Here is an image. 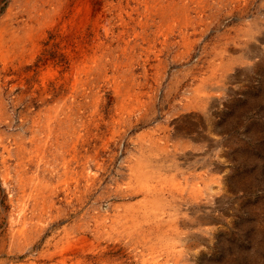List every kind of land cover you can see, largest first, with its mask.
I'll return each mask as SVG.
<instances>
[{"label": "rangeland", "instance_id": "obj_1", "mask_svg": "<svg viewBox=\"0 0 264 264\" xmlns=\"http://www.w3.org/2000/svg\"><path fill=\"white\" fill-rule=\"evenodd\" d=\"M62 257L264 264V0H0V264Z\"/></svg>", "mask_w": 264, "mask_h": 264}, {"label": "bare ground", "instance_id": "obj_2", "mask_svg": "<svg viewBox=\"0 0 264 264\" xmlns=\"http://www.w3.org/2000/svg\"><path fill=\"white\" fill-rule=\"evenodd\" d=\"M203 3H205V2H203ZM166 4V3H165ZM156 5V4H155ZM158 5V4H157ZM189 5V4H188ZM200 6V5H199ZM159 7H160V5H159ZM169 7V6H168ZM175 7V6H174ZM177 7V6H176ZM146 8V7H145ZM164 8V7H163ZM147 9V8H146ZM183 9V8H182ZM208 9V8H207ZM155 9H153V11H154ZM157 10V9H156ZM186 10V9H185ZM198 10V9H197ZM92 11H93V9H92ZM160 11V10H159ZM165 11V10H164ZM196 11V10H195ZM179 12V11H178ZM183 12V11H182ZM197 12V11H196ZM199 12H200V10H199ZM164 13V12H163ZM174 13V12H173ZM189 13H190V11H189ZM92 14V13H91ZM177 14V13H176ZM180 14V13H179ZM182 14V13H181ZM130 15V14H129ZM143 15V14H142ZM141 15V16H142ZM155 15V14H154ZM183 15V14H182ZM186 15V14H185ZM185 15H183V16H185ZM193 15V14H192ZM153 16V15H152ZM188 16V15H187ZM207 16H208V14H207ZM149 18V17H148ZM167 18V17H166ZM169 18H171V17H169ZM193 18H194V16H193ZM201 18V17H200ZM144 19V18H143ZM160 19V18H159ZM205 19H206V17H205ZM205 19H204V22H205ZM173 20V19H172ZM171 20V21H172ZM184 20H185V18H184ZM191 20V19H190ZM177 21V20H176ZM133 22V21H132ZM138 23H139V21H137ZM152 22V21H151ZM154 22V21H153ZM158 22H159V20H158ZM174 23H175V21H173ZM194 22V21H193ZM203 22V21H202ZM182 23H184V22H182ZM190 24V23H189ZM205 24V23H204ZM203 24V25H204ZM128 25V24H127ZM140 25V24H139ZM150 25V24H149ZM173 25V24H172ZM178 25V24H177ZM194 25H196V24H194ZM206 25V24H205ZM191 26V25H190ZM200 27V26H199ZM154 28V27H153ZM156 28V27H155ZM190 29V28H189ZM191 29H192V27H191ZM197 31V30H196ZM193 33H194V31H193ZM2 34V33H1ZM187 34V33H186ZM184 36H185V33H184ZM16 37V36H15ZM181 37V36H180ZM186 37V36H185ZM3 38V37H2ZM12 38H13V36H12ZM182 39V38H181ZM5 40V39H4ZM156 40V39H155ZM154 40V41H155ZM175 44V43H174ZM8 45V44H7ZM135 93V92H134ZM140 93V92H139ZM141 98V97H140ZM140 101V100H139ZM211 101V100H210ZM138 102V101H137ZM139 104H140V102H139ZM142 104V103H141ZM142 115V114H141ZM144 117V116H143ZM147 117V116H146ZM142 118V117H141ZM120 122V121H119ZM167 130H168V128H166ZM165 129V130H166ZM169 132V131H168ZM161 133H163V132H161ZM167 133V132H166ZM170 134V133H169ZM146 176V175H145ZM146 179V178H145ZM150 179V178H149ZM154 179V178H153ZM152 179V180H153ZM152 180H150V181H152ZM149 181V182H150ZM148 184V183H147ZM151 184H152V182H151ZM150 186V185H149ZM148 187V186H147ZM118 195V194H117ZM127 195V194H126ZM121 196V195H120ZM126 197V196H125ZM116 198H118V197H116ZM79 199V198H78ZM77 200V199H76ZM152 201V200H151ZM160 202V201H159ZM82 204V203H81ZM161 204V203H160ZM125 206V205H124ZM150 206V205H149ZM154 206H155V204H154ZM153 206V207H154ZM160 206V205H159ZM127 208V207H126ZM124 209V208H123ZM132 209V208H131ZM125 210V209H124ZM178 210V209H177ZM128 211V210H127ZM139 211V210H138ZM153 211V210H152ZM135 212V211H134ZM133 212V213H134ZM107 213V212H106ZM120 213V212H119ZM150 213V212H149ZM156 213V212H155ZM171 213V212H170ZM76 214V213H75ZM92 214V213H91ZM123 214V213H122ZM137 214V213H136ZM138 214H140V213H138ZM145 214V213H144ZM154 215V214H153ZM157 215V214H156ZM162 215V214H161ZM171 215V214H170ZM180 215V214H179ZM179 215H177V216H179ZM92 216V215H91ZM107 216V215H106ZM120 216V215H119ZM133 216V215H132ZM108 217V216H107ZM116 217H117V215H116ZM124 217V216H123ZM130 217V216H129ZM156 217V216H155ZM158 217V216H157ZM160 217V216H159ZM172 217V216H171ZM111 218V217H110ZM85 219V218H84ZM98 219V218H97ZM121 219V218H120ZM133 219V218H132ZM135 219V218H134ZM156 219V218H155ZM154 219V220H155ZM163 219V218H162ZM81 220V219H80ZM137 220V219H136ZM78 221V220H77ZM76 221V222H77ZM92 221V220H91ZM102 221V220H101ZM114 221V220H113ZM124 221V220H123ZM139 221H142V220H140L139 219ZM139 221H137V222H139ZM162 221V220H161ZM105 222V221H104ZM106 222H108V221H106ZM105 222V223H106ZM145 222V221H144ZM73 223V222H72ZM83 223H84V221H83ZM141 223V222H140ZM155 223V222H154ZM54 224V223H53ZM98 224V223H97ZM111 224V223H110ZM113 224V223H112ZM143 224V223H142ZM149 224V223H148ZM187 224V223H186ZM73 225H75V224H73ZM89 225V224H88ZM96 225V224H95ZM132 225V224H131ZM138 225V224H137ZM134 226V225H133ZM184 226V225H183ZM101 227V226H100ZM114 227V226H113ZM159 227V226H158ZM57 228V227H56ZM74 228V227H73ZM111 228V227H110ZM125 228V227H124ZM184 228V227H183ZM186 228H187V226H186ZM192 228V227H191ZM72 229V228H71ZM95 229V228H94ZM99 229V228H98ZM113 229V228H112ZM115 229V228H114ZM121 230V229H120ZM140 230H142V229H140ZM175 230V229H174ZM203 230V229H202ZM201 230V231H202ZM65 231V230H64ZM73 231V230H72ZM109 231H110V229H109ZM112 231V230H111ZM119 231V230H118ZM124 231H125V229H124ZM130 231V230H129ZM133 231H135V230H133ZM59 232V231H58ZM92 232V231H91ZM103 232V231H102ZM114 232V231H113ZM136 232V231H135ZM175 232H176V230H175ZM143 233V232H142ZM73 234V233H72ZM92 234V233H91ZM147 234V233H146ZM179 234V233H178ZM189 234V233H188ZM196 234V233H195ZM204 234V233H203ZM206 234V233H205ZM93 235V234H92ZM108 235V234H107ZM127 235V234H126ZM182 235V234H181ZM73 236V235H72ZM71 236V237H72ZM97 236V235H96ZM100 236V235H99ZM137 236V235H136ZM163 236H164V234H163ZM180 236V235H179ZM200 236H202V235H200ZM95 237V236H94ZM146 237V236H145ZM176 237V236H175ZM72 239V238H71ZM104 239V238H103ZM114 240H116V238H113ZM119 239V238H118ZM121 239V238H120ZM144 239V238H143ZM128 240V239H127ZM166 240V239H165ZM100 241V240H99ZM124 241V240H123ZM163 241H164V239H163ZM178 241V240H177ZM181 241V240H180ZM194 241V240H193ZM54 242V241H53ZM104 242V241H103ZM65 243V242H64ZM109 243V242H108ZM111 243V242H110ZM113 243V242H112ZM128 243V242H127ZM138 243V242H137ZM143 243V242H142ZM156 243V242H155ZM178 243V242H177ZM54 244H55V242H54ZM72 244V243H71ZM90 244V243H89ZM93 244V243H92ZM131 244V243H130ZM152 244V243H151ZM166 244H167V242H166ZM67 245H68V243H67ZM97 245V244H96ZM95 245V246H96ZM126 245V244H125ZM134 245V244H133ZM138 245V244H137ZM86 246V245H85ZM90 247H91V245H89ZM132 246V245H131ZM135 246V245H134ZM189 246V245H188ZM199 246V245H198ZM142 247V246H141ZM149 247V246H148ZM166 247V246H165ZM121 248H122V246H121ZM124 248V247H123ZM144 248V247H143ZM152 248H154V247H152ZM174 249H175V247H173ZM186 248V247H185ZM193 248V247H192ZM196 248V247H195ZM194 248V249H195ZM199 248V247H198ZM88 249V248H87ZM166 249H168V248H166ZM81 250V249H80ZM103 250V249H102ZM110 250V249H109ZM112 250V249H111ZM118 250V249H117ZM152 250V249H151ZM164 250V249H163ZM173 250V249H172ZM171 250V251H172ZM186 250V249H185ZM56 251V250H55ZM61 251H62V249H61ZM64 251V250H63ZM156 251H158V250H156ZM184 251V250H183ZM126 252V251H125ZM135 252V251H134ZM142 252H143V249H142ZM149 252V251H148ZM176 252V251H175ZM193 252V251H192ZM83 253V252H82ZM152 253V252H151ZM158 253V252H157ZM184 253V252H183ZM191 253V252H190ZM197 253V252H196ZM195 253V254H196ZM48 254V253H47ZM60 254V253H59ZM65 254V253H64ZM153 254V253H152ZM194 254V253H193ZM92 255V254H91ZM90 254H89V256H91ZM131 255V254H130ZM182 255V254H181ZM184 255V254H183ZM192 255V254H191ZM190 255V256H191ZM147 256V255H146ZM150 256H151V254H150ZM180 256V255H179ZM194 256V255H193ZM38 257V256H37ZM46 257H48V256H46ZM58 257V256H57ZM60 257V256H59ZM64 257V256H63ZM62 257V258H63ZM178 257V256H177ZM192 257V256H191ZM147 258V257H146ZM184 258V257H183ZM193 258V257H192ZM162 259H164V258H162ZM161 259V260H162ZM168 259V258H167ZM175 259V258H174ZM186 259V258H185ZM141 260V259H140ZM158 260V259H157ZM170 260V259H169ZM107 261V260H106ZM132 261V260H131ZM137 261V260H136ZM135 261V262H136ZM143 261V260H142ZM184 261V260H183ZM139 262V261H138ZM146 262V261H145ZM149 262V261H148ZM152 262V261H151ZM166 262V261H165ZM182 262V261H181ZM78 263V262H77ZM84 263V262H83ZM137 263V262H136ZM141 263V262H140ZM152 263H154V262H152ZM156 263V262H155ZM161 263V262H160ZM177 263V262H176ZM60 264H67V262L64 260V258H63V261L60 263ZM145 264V263H144ZM159 264V263H158ZM178 264V263H177ZM180 264V263H179Z\"/></svg>", "mask_w": 264, "mask_h": 264}]
</instances>
